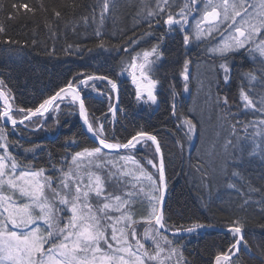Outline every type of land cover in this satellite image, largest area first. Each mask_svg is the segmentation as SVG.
Wrapping results in <instances>:
<instances>
[{
  "label": "snow or ice",
  "instance_id": "6c2138e0",
  "mask_svg": "<svg viewBox=\"0 0 264 264\" xmlns=\"http://www.w3.org/2000/svg\"><path fill=\"white\" fill-rule=\"evenodd\" d=\"M141 3L143 7L136 13L137 24L143 20L147 30L140 37L133 32L119 45H106L100 28L95 30L100 38V49L128 54L129 62L124 70L131 72L136 99L157 104L160 81L155 77L156 66L164 59L161 44L171 33L182 34L185 47L193 41L205 44V55L213 61L217 71L216 80L208 81L209 88L215 84L219 90L221 81L225 85L230 83L229 60L243 51L251 58L252 67L241 77L239 101L234 106L238 110H250L259 118L247 122L236 119L229 96L218 93L214 102L223 110L219 117L223 121L221 131L209 145L208 159L199 157L194 167L203 183L210 176V164L215 171L211 158L221 154L217 151L219 147L224 157L220 170L227 174L228 168L238 169L243 163L244 144L249 145L250 156H259L264 161V95L256 93L257 88L264 92V0H141ZM110 6L111 0H101V26ZM12 9L8 19H14L20 9L35 14V9L26 3L13 4ZM94 13L95 8L93 20ZM52 15L58 20L62 13L53 9ZM82 19L88 22L89 17ZM155 27L164 28L157 43L133 55L141 39L154 35ZM6 31L0 25V33ZM0 43L11 46L20 41L9 37ZM190 63V59H185L180 72L185 92L189 91ZM105 81L110 85V92L118 91L117 82L107 75L79 72L38 106L17 107L11 89L0 79V264H172L173 258H176L175 264H188L180 246L182 233L217 227L200 222L187 228L169 225L170 217H166L164 210L165 158L157 136L138 131L126 142H111L105 134L104 122L99 118L90 120L85 93L90 89L111 100L109 91L97 87V82ZM178 95L173 90L171 114L179 121L177 129L191 141L198 132V122L194 116L178 112L175 100ZM64 109L78 110L87 133L92 134L97 145L66 153L55 163L51 162L50 153L47 166L20 160L17 149L35 154L43 150L42 146L24 147L19 139L10 137L18 129L48 130L51 114ZM117 110L116 106L109 107L113 117ZM54 122L59 124L58 116ZM222 133L227 135L223 136L221 144ZM74 143V140H66L64 146L71 148ZM138 145H154V152H145L137 159L142 150ZM113 154L115 159L111 158ZM148 166L155 169V173ZM231 176L243 179L239 170H233ZM260 179L264 180V176ZM247 183V192L237 188L235 183L228 184L239 196L247 197L239 205L241 210H246L250 204L252 193L262 191L250 181ZM113 185L117 190H110ZM145 203L148 214L136 219L135 206ZM255 203L264 217V199ZM140 224L144 225L142 233L137 231ZM246 227L247 220L238 217L227 223L226 231L234 242L226 251L216 254L212 264H236L242 249L250 251L244 237ZM258 227L264 230V223H258ZM166 232H170L172 238Z\"/></svg>",
  "mask_w": 264,
  "mask_h": 264
},
{
  "label": "trees",
  "instance_id": "16d2710c",
  "mask_svg": "<svg viewBox=\"0 0 264 264\" xmlns=\"http://www.w3.org/2000/svg\"><path fill=\"white\" fill-rule=\"evenodd\" d=\"M21 3H26L35 9V14L20 9L14 19H8V14L13 11L12 5ZM100 6L101 0H0V25L7 30L6 33H0V41L9 37L20 41V44L11 46L0 43V79H4L7 87L11 89L15 105L17 107L38 106L43 99L52 95L79 72L85 75L92 73L107 75L117 82L118 87L119 83H123L121 88L119 87L122 105L118 117L116 115L113 117L109 112V107L115 105L116 92H110V85H107L106 81L97 82V87L101 91H109L111 100L106 96H98L90 89L86 91L85 94L88 96L86 105L90 120L99 118V121L104 122L105 134L111 142H126L138 131H147L157 136L165 157L169 188V198L165 206V215L170 217L168 223L182 227L192 226L195 222L213 223L226 229L231 219L236 217L241 220L246 219L247 227L244 237L247 244L252 247L254 256L251 253H242L236 264H263L264 230L258 227V223H264V217L255 202L264 199V180L260 179L264 176V161L259 156H250L251 149L248 144H244L243 163L238 166V169L228 168L227 174L219 169L224 161L222 150L219 147L217 151L221 154L211 158L215 162L214 167H218V171L212 174L213 177L210 175L202 183L200 173L194 167L199 157L208 159L209 145L216 139V133L221 131L220 126L223 121L219 117L223 114V110L218 108L214 102L218 93L229 96L236 119L247 122L259 118L254 116L250 110L239 109L242 110V113H239L234 106L235 102L239 101L241 77L252 67L251 58L243 51L236 53L229 60L232 69L230 83L225 85L221 81L219 90L215 84L209 88L208 81L216 80L217 71L213 61L205 55V44L201 43L197 46L189 44L185 47L183 42L178 41L171 33L165 37L161 48L164 53L166 51L168 58L164 65L169 62L173 64L165 66L162 73L159 72L160 75L155 76L160 80L157 87V104L138 101L136 85L132 83L131 72H124L119 77V72L116 71L117 58L111 53L110 57H106L104 54L106 51L98 47L100 38L94 34L95 20L91 17L93 8H95L94 15L96 13L100 15ZM142 7L141 0H111L110 12L105 14L104 19L109 23L103 27L109 35L106 37H112L116 41L115 45H119V36L129 28L133 29L137 37H140L145 30L142 31L140 26L143 20L137 24L139 18L136 13ZM53 9L61 11L60 19L57 20L52 15ZM85 16L89 17L88 22L82 19ZM82 25L90 29L92 33L80 29ZM160 31L159 36L164 32V28ZM79 35H82L84 39H79ZM33 40L36 41L34 45ZM85 42L92 49L89 56L82 47ZM156 43L157 41L154 42ZM81 47L84 54H80ZM135 48L136 52L141 49L136 46ZM102 54L105 57H102ZM185 59L191 61L189 67L191 68V80L187 92L178 86L184 84L179 72L183 68ZM85 62L87 66L83 68ZM219 75H223L222 71ZM201 82L204 83L203 87ZM173 90L179 93L175 97L178 112L194 116L198 122V132L191 141L187 140L183 131L177 129L179 121L171 114ZM256 93L258 96L264 95L259 88L256 89ZM135 99L141 103L140 107L133 102ZM56 116L59 117L58 125L54 122ZM51 117L48 120V130L29 132L18 129L16 134L10 137L13 140L19 139L24 147L36 144L42 146L43 150L35 154L17 149L16 151L20 153L18 157L20 160L25 163H35L38 166H47L50 153L51 162L55 163L66 153L97 145L85 127L81 125L78 110L70 112L69 109H64L60 113L51 114ZM49 134L53 135L51 139L46 137ZM224 135L227 133H222L221 144ZM113 137L115 139H112ZM66 140H74L75 143L71 148H66L64 146ZM153 148L151 146L143 152L141 150L137 154V159H140L145 152L152 154ZM111 158L115 159V155L113 154ZM212 166L211 164L209 166L210 173ZM148 168L155 173L156 170L151 166ZM233 170H239L243 179L232 177ZM248 181L254 187L261 188L262 191L252 193L250 204L246 210H241L239 205L247 197L239 196L234 188H231L229 192L228 184L235 183L237 188H242L247 192ZM110 190L116 189L112 187ZM148 211L146 203L137 204L135 218L139 219L140 216L147 215ZM141 225L143 224L139 226ZM228 235L231 236L217 230L206 231L197 238L193 248L185 249L184 258L187 259L188 264H212L214 252L228 245L230 238ZM260 253L262 257L257 256Z\"/></svg>",
  "mask_w": 264,
  "mask_h": 264
},
{
  "label": "bare ground",
  "instance_id": "6f19581e",
  "mask_svg": "<svg viewBox=\"0 0 264 264\" xmlns=\"http://www.w3.org/2000/svg\"><path fill=\"white\" fill-rule=\"evenodd\" d=\"M178 10V9H177ZM109 23L108 22H105L104 21V23H103V26H101L100 25V15H98L97 13H96V15H95V22L93 23V25L94 26H96L94 29L96 30L97 29V27H99L100 28V30H101V32H102V34H103V39L105 40V43L108 45V44H111V45H115L116 44V41L114 40V39H112V37L111 38H108V37H106V36H109L108 35V32H106V30L103 28L104 26H106V25H108ZM140 26L142 27L141 29H142V31L143 30H147V25L144 23V22H141V24H140ZM143 28H145V29H143ZM161 28L162 27H155V28H153V32H154V35L153 36H151V37H144L142 40H140V42H139V44H138V46H136V47H138V48H141L140 50H138V52H142L143 50H148V49H150L151 48V46L154 44V42H156L157 40H158V38L160 37L159 36V34H158V32H160L161 33ZM80 29H82L83 31H86L87 33H92L91 32V30L90 29H87L86 28V26H84V25H82V27L80 28ZM158 29H159V31H158ZM133 29H126V30H124L123 32H122V35L121 36H119V38H120V40H119V42L120 43H122L128 36H132V34H133ZM94 34H95V31H94ZM173 34V36H174V38L176 37V39L179 41H181V43L183 42V36H182V34H180V33H172ZM158 37H157V36ZM84 37H85V35H84ZM79 39H81V40H83L84 38H83V36L82 35H79ZM115 41V42H114ZM190 44H192V45H194V46H197V43L195 42V41H193V42H191ZM82 47H83V49H84V51H86L87 52V55L89 56L90 55V52L88 51V49H90V47H89V44L87 43V42H85V43H83V45H82ZM82 47L80 48V54H84V51L82 50ZM66 49L68 50V46L66 47ZM106 51V53H104L105 55H106V57H110V53L111 54H113L116 58H117V66H118V68H117V72H119V77H121L122 75H123V73L124 72H127V71H130V70H124L126 67H127V64H128V62H129V56H128V54L127 53H121V52H118V51H116V50H105ZM115 52L117 53V54H115ZM135 52H136V48H135V51L134 52H132V54L133 55H135ZM99 53V52H98ZM104 54H102V57L104 56L105 57V55ZM123 56V57H122ZM167 61H168V58L166 57V51H165V53H164V59L162 60V61H160V62H158V64H157V66H156V73H155V76L157 75H160L159 74V72L160 73H162V70H164L165 69V66H171L172 64H173V62H169L167 65H164V64H166L167 63ZM114 62H116V61H114ZM87 66V62H85V65H83V68H85ZM189 67H190V64H189ZM182 71V69L180 70V72ZM191 71V68H189V72ZM180 72H179V76H180ZM137 76H139L138 75V72H137ZM179 76H177V78L179 77ZM132 78V77H131ZM194 78H196V77H194ZM183 79V78H182ZM190 80H191V78H190ZM121 84H123V83H119V87L121 88ZM181 89H183V84H181V85H178ZM118 87V90H120V88ZM135 104H136V106L137 107H140L141 106V103L140 102H138L136 99L133 101ZM114 103L116 104V103H118V110H117V112H116V117H118V114H119V109L121 108V105H122V103H121V97L119 98H116L115 99V101H114ZM0 104H2V102H0ZM116 106V105H115ZM117 107V106H116ZM121 111V110H120ZM137 111H138V109H137ZM136 113V112H135ZM139 113V112H138ZM86 129V128H85ZM52 134L50 135H47L46 137L47 138H52ZM148 144L150 145L151 144V142H148ZM141 149H142V151L141 152H143L145 149L147 150V148H148V146H146V145H138ZM151 151H154V148H153V150H151ZM113 187H114V189H115V186L113 185ZM117 190V189H116ZM167 204V203H166ZM166 206V205H165ZM165 208V211H166V207H164ZM259 208V207H258ZM257 207H255V209H258ZM251 210V209H250ZM170 225V224H169ZM187 227H191V226H184V228H187ZM143 228H144V225H141V226H139V225H137V231H138V233H142L143 232ZM163 231V230H162ZM221 232V231H220ZM205 233V231H204V229H200V230H197L196 232H194V233H182V235H183V239L180 241V246H182V251H183V255L184 256H186V254H185V249H187V247H189V248H193L194 246H195V241L197 240V238L199 237V236H202L203 234ZM167 234L170 236V238H172L171 237V233L170 232H167ZM226 235L227 234H230V233H225ZM231 235V234H230ZM232 236V235H231ZM231 236H229L228 235V237H230L229 239H228V245L226 246V247H223V248H218L217 249V251L216 252H214V256H213V259H214V257H215V255L216 254H218V253H220L221 251H226L229 247H230V245H231V243H233L234 241H233V237H231ZM248 247H249V249H250V251H244L243 249L241 250V252L239 253V256L242 254V253H244V254H249V253H251V255H253L254 256V252H253V250H252V247H250L249 245H248ZM258 257H262V255H261V253H260V255H257ZM212 259V260H213ZM187 260V259H186ZM237 260H239V258L238 259H236V261ZM263 262H264V260H263ZM264 264V263H263Z\"/></svg>",
  "mask_w": 264,
  "mask_h": 264
},
{
  "label": "water",
  "instance_id": "95a60500",
  "mask_svg": "<svg viewBox=\"0 0 264 264\" xmlns=\"http://www.w3.org/2000/svg\"><path fill=\"white\" fill-rule=\"evenodd\" d=\"M118 98V97H117ZM116 106H117V108H118V103H116L115 104ZM87 106V105H86ZM80 123H81V125L82 126H84L83 125V122H82V120H81V118H80ZM85 127V126H84ZM86 128V127H85ZM89 134V136H91L92 138H93V140L95 141V143L97 144L98 142L96 141V139L92 136V134H90V133H88ZM158 139V138H157ZM162 148V147H161ZM107 151V150H106ZM163 152V151H162ZM165 158V157H164ZM165 176H166V165H165ZM166 182H167V176H166ZM168 186H167V191H166V194H165V202H164V207H165V205H166V203H167V201H168ZM164 210H165V208H164ZM210 230H213V231H221V232H223V233H227V231H226V229L225 228H222V227H219V226H217V227H214V228H204V231H210Z\"/></svg>",
  "mask_w": 264,
  "mask_h": 264
},
{
  "label": "rangeland",
  "instance_id": "374dc122",
  "mask_svg": "<svg viewBox=\"0 0 264 264\" xmlns=\"http://www.w3.org/2000/svg\"><path fill=\"white\" fill-rule=\"evenodd\" d=\"M139 75V74H138ZM160 81V80H159ZM158 87V86H157ZM239 113H242V110H239L238 111ZM153 147H154V145H153ZM219 169H221V167H219ZM218 171V167H215V171H212L211 173H210V175L212 176V174L214 173V172H217ZM213 177V176H212ZM224 186H226V184L224 185ZM223 185H222V187H223V189H225V187H224ZM229 192H230V190H231V188H229L228 187V189H227ZM169 198V197H168ZM146 213H148V212H146ZM143 214V213H142ZM146 216V215H145ZM206 232V231H205ZM166 234H167V232H166ZM175 262H176V258H173V261H172V264H175Z\"/></svg>",
  "mask_w": 264,
  "mask_h": 264
}]
</instances>
